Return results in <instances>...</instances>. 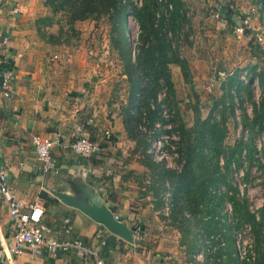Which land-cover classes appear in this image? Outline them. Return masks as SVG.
Returning <instances> with one entry per match:
<instances>
[{
    "label": "crops",
    "instance_id": "obj_1",
    "mask_svg": "<svg viewBox=\"0 0 264 264\" xmlns=\"http://www.w3.org/2000/svg\"><path fill=\"white\" fill-rule=\"evenodd\" d=\"M258 2H236L240 12L235 10L247 18L251 34L264 27V2ZM248 6L250 10L241 13ZM46 9L45 0H0V33L10 38L0 70L15 76L13 95L0 96V161L9 173L10 189L27 203L38 200L46 206L41 223L44 237L64 240L61 222L70 217V237L90 245L106 264H191L200 248L190 245L179 221L160 214L161 196L151 187L154 176L126 128L122 107L128 83L112 59L116 56L110 31L94 28L70 48L52 45L36 25ZM254 48L249 51L252 56L264 60V52ZM192 66L203 78L201 63ZM107 131L110 139L104 137ZM38 135L59 139L51 151L56 171H37L32 139ZM81 135L99 145L87 158L70 150ZM60 194L81 204L97 199L128 229L141 225L140 237L131 243L109 232L91 216L65 204ZM14 230V219L0 197V264H82L74 252L55 256L44 249L40 258L28 251L14 256L9 251Z\"/></svg>",
    "mask_w": 264,
    "mask_h": 264
},
{
    "label": "trees",
    "instance_id": "obj_2",
    "mask_svg": "<svg viewBox=\"0 0 264 264\" xmlns=\"http://www.w3.org/2000/svg\"><path fill=\"white\" fill-rule=\"evenodd\" d=\"M122 2H125V6L121 4ZM56 5L58 6L56 7ZM45 6L46 8L48 6L53 7L55 10L57 8H69L78 11L79 13L73 16L74 22L86 19L83 17L84 10L89 14L100 12V14L109 17L107 22L111 28V47L122 65L123 76L127 77L128 83L127 104L122 107V116H124L129 135L134 137L137 145L141 147L144 163L152 171L154 176L151 184L152 190L154 194L160 193L162 197L167 185L168 187L172 185L171 219L175 223L180 222L179 226L184 231V235L189 237L190 245L195 243L197 248H200L199 250L203 249V230L205 234L204 248H208L209 254L212 253L216 259L218 258L216 263L221 264L223 262L222 257L225 256L223 253H225L224 246L226 245L222 231L229 224L226 223V220L223 223L220 221L222 216L220 211L225 199L223 195L216 192V189L221 183H226L231 162L236 161L238 164L241 162L243 151L246 152L247 159L254 160L253 154L257 152V145L254 143L253 136L250 135L247 142L241 138L227 148L230 153L224 169L220 166L219 158L225 148L223 142L225 135H227L228 114L234 113L235 98H241L239 95L241 91H246L247 97L250 96L249 87H244L239 73H234L223 84L224 94L218 101L214 102L215 109L219 107V119L210 114L208 118L203 120L198 113L199 111L195 109L196 120L194 125L189 127L184 122L180 124L181 134L178 152L185 160V164L180 172L175 173L167 169L164 164L157 163L147 153L150 144L146 133L141 132L139 126L143 111L145 116L147 114L150 123H153L152 127L155 121L161 118L158 95L164 91V99L167 100L174 90V82L169 67L177 65L185 78H188L190 74L188 63L181 57L178 50V44L180 45L179 42H181L182 37H188L187 34H184L187 23L184 1L144 0L142 5L138 7L133 0H45ZM129 10H131L141 29L139 44L134 50V58L131 56L129 40L126 37L128 31L126 17ZM220 17L228 23L234 33H236L237 27H244L245 17H239L231 4L225 3L221 7ZM237 18H239V22ZM36 25L43 38H47V41L52 45H59L54 43L53 36H47L45 29H43L44 20L42 18L38 20ZM245 36L251 37L252 34L246 31ZM252 40L254 42V39ZM253 75L257 77L262 89L261 101L259 105L253 104L255 118L252 124L249 123L246 112H243L242 115L245 118L244 128H249L250 131L257 129V134H260L264 133V70L259 73L254 70ZM234 89L236 94L232 93ZM236 196L237 194L232 192L227 198L234 209L241 212L244 206ZM203 215H206V217L204 216L205 222H203ZM209 216L211 217L210 220H208ZM245 217L246 219L244 218L242 221L249 223L256 245L261 246L264 244V240L261 239V233L264 230V217L258 220L248 209H245ZM216 236L220 238L222 236L224 245L219 246L212 239ZM206 240H209V244L205 243ZM228 242V246L232 248L229 249V255H233L235 248H233L232 239ZM192 246L194 247V245ZM206 262L207 255L203 264H207ZM257 264H264V250L258 256Z\"/></svg>",
    "mask_w": 264,
    "mask_h": 264
},
{
    "label": "rangeland",
    "instance_id": "obj_3",
    "mask_svg": "<svg viewBox=\"0 0 264 264\" xmlns=\"http://www.w3.org/2000/svg\"><path fill=\"white\" fill-rule=\"evenodd\" d=\"M136 0H133L135 2ZM185 3V12L187 23L185 25L184 34L188 37H182L180 45L178 44V50L182 58L188 63V70L190 74L188 78H185L183 72L177 65H172L169 70L172 74V80L174 82L173 94L166 100L164 91H161L158 95V103L160 104V111L165 110L170 117L167 122L164 117L155 121L164 125H170L171 130L168 132L172 139L169 143L175 147L173 152H177L178 157L176 161L178 165L185 164V160L180 156L178 152V143L180 141V124L186 123L187 126H193L196 120L195 109L199 112L200 117L204 120L211 115L215 118H220L219 107L215 109L214 102L224 94L223 84L234 73H239V77L243 86L249 87L250 99L247 97L246 91L239 93L241 98H235L236 107L234 113L228 114L227 119V135L224 138L223 154L220 155V166L224 169L225 162L229 156L230 150L228 147L232 146L235 142L241 138L247 142L250 135L254 138V143L257 145V152L253 154L254 160L247 159L246 152L243 151L241 162L238 164L236 161L231 162L229 168L228 179L226 183H221L216 189L219 195L224 196V205L222 207V216L220 221L229 224L226 229L222 231L226 245L222 257L221 264H237L238 263V248L237 245L242 248L253 251L256 256L254 263L248 262L247 264H257L258 256L264 250L262 244L257 246L255 243V237L252 233L249 223L243 222L245 217V209H248L251 214H254L258 220L264 217V133L257 134V129L251 131L244 128V115L246 112L248 115V121L252 124L255 114L253 113V104L259 105L261 101V87L258 84L257 77H254V70L259 73L263 71L264 60L260 58H254L249 52L253 49L255 42L250 38L238 39V36L232 31L228 23L223 19H216L214 17L213 9L211 7L201 6L197 0H183ZM258 4H262L263 0H258ZM120 2V1H119ZM119 2H117L119 4ZM232 8L239 11L237 0H230ZM122 2L121 4H124ZM58 5H56L57 7ZM245 10H241V13H246L250 10V7H245ZM249 8V9H248ZM240 12V11H239ZM78 11L69 8H57L47 7L46 14L42 17L44 20L43 29L47 36H53L54 43H57L60 47H72L77 45L81 41V36L85 33L93 32L92 29L98 28L99 32L105 30L110 31L111 28L107 22L109 17H106L100 12L89 14L84 10L83 17H86L84 21L78 20L74 22V15H77ZM128 31L126 37L129 40V48L132 58H134V50L139 44V36L141 29L134 19L131 10L126 17ZM98 26V27H97ZM199 28H198V27ZM249 31V30H248ZM249 39V40H248ZM255 47L254 49H256ZM201 52V55H199ZM264 55V53H263ZM112 58L114 62L118 63L123 72L122 65L120 64L117 55ZM264 56H261V58ZM200 62L202 65L203 78L195 74L192 71V64ZM245 78H241L244 77ZM212 88L211 90L209 88ZM235 93V89L232 90ZM127 98V95H126ZM124 99L125 106L127 99ZM122 103V102H121ZM123 104V103H122ZM154 108V107H153ZM140 123V131H144V127L148 130L152 129L148 116L144 111L142 112ZM161 114V113H160ZM167 135V134H166ZM211 158V156H210ZM214 165V164H213ZM179 172V170H174ZM171 188V191H170ZM170 199L172 192V185H169ZM232 192L237 194V199L243 204L244 208L241 212H237L234 209L232 203L228 200V195ZM213 207V206H212ZM218 212V211H217ZM204 214V213H203ZM206 215H203V222H205ZM211 217H208L210 220ZM247 226L249 231L243 234L244 227ZM221 227V223H220ZM203 229V228H202ZM225 231V232H224ZM238 234L241 236L239 237ZM205 234L202 230V248L207 255V264H217L216 257L211 253L209 249L204 248ZM233 242L234 253L229 255V249H232L228 240ZM261 239L264 240V230L261 233Z\"/></svg>",
    "mask_w": 264,
    "mask_h": 264
},
{
    "label": "built area",
    "instance_id": "obj_4",
    "mask_svg": "<svg viewBox=\"0 0 264 264\" xmlns=\"http://www.w3.org/2000/svg\"><path fill=\"white\" fill-rule=\"evenodd\" d=\"M144 0H136L134 3L136 6L140 7ZM204 7H211L213 9L214 17L216 19L220 18L221 7L226 4H231L230 0H198ZM264 17V10H263ZM247 21V18H245ZM245 21V22H246ZM244 22V27H237L235 29V34L238 39H244L245 32L251 30L250 26ZM252 37L258 49L264 52V27L260 30H254ZM10 44L9 36L4 33H0V64L4 61L7 51V46ZM54 59H58L59 56L55 55ZM241 78H245L241 76ZM15 76L11 71L0 70V96L2 98H9L14 93V82ZM259 84V82H258ZM212 89L211 87L209 88ZM161 116L168 122L169 116L167 112L163 110ZM171 130L170 125H162L160 123H154L152 129L148 130L144 127V133H146L147 140L150 147L147 153L151 155L152 159L157 163H162L167 169L172 171L182 170L183 165H178L176 158L178 157L177 152H173L175 147L169 142L174 140L169 136L168 132ZM111 132L107 131L104 133L106 139H110ZM167 134V135H166ZM59 143L58 138H51L46 135H38L32 139V147L35 154L37 165V171L40 174H46L57 170L56 161L52 156V148L54 145ZM70 150L73 154L87 158L95 154L99 150V145L90 139L88 136H79L71 144ZM9 173L5 165L0 161V197L2 201L8 206L11 216L15 222V230L11 236V242L9 244V251L14 256H18L28 251L36 258L42 257L43 250L50 252L55 256L60 254H65L69 252H74L75 255L82 261V264H92L93 261L96 264H106L105 260L98 256L97 252L87 245L84 241L77 237H70L73 232L72 219L70 217L65 218L61 222V232L65 236L64 240H58L54 237H44L42 222L43 217L46 212V206L39 202L38 200L31 203H27L24 200L19 199L13 191L10 189L8 184ZM162 194V209L160 214L165 217L166 220L170 219L172 204H170V192L168 189ZM116 220L119 218L116 216ZM141 225L137 224L132 229L133 239H138L141 235ZM243 234L249 231L247 226L244 227ZM240 237L241 235L238 234ZM215 242L219 246L224 245V240L221 236H216L214 238ZM209 244V240L205 241ZM238 248V263L237 264H247L248 262L254 263L256 256L253 251L246 249L245 246ZM206 260L205 250L201 249L199 252L193 255V261L191 264H202Z\"/></svg>",
    "mask_w": 264,
    "mask_h": 264
},
{
    "label": "water",
    "instance_id": "obj_5",
    "mask_svg": "<svg viewBox=\"0 0 264 264\" xmlns=\"http://www.w3.org/2000/svg\"><path fill=\"white\" fill-rule=\"evenodd\" d=\"M58 198L62 199L65 204L77 208L84 214L91 216L109 232L131 243L134 240L132 230L128 229L122 222L116 220L114 214L107 205L102 204L97 199L91 198L86 204H81L70 196L60 194Z\"/></svg>",
    "mask_w": 264,
    "mask_h": 264
}]
</instances>
